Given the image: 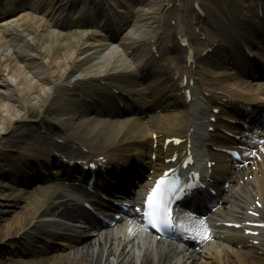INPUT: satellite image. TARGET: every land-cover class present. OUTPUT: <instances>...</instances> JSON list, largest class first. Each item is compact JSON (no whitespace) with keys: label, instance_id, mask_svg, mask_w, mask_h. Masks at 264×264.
<instances>
[{"label":"bare ground","instance_id":"bare-ground-1","mask_svg":"<svg viewBox=\"0 0 264 264\" xmlns=\"http://www.w3.org/2000/svg\"><path fill=\"white\" fill-rule=\"evenodd\" d=\"M13 1L15 0L10 1V4L7 8L0 6V14L2 17H5L10 13V11L13 10ZM59 3V0H50L49 3L38 1L35 3V8H43L46 10V12L44 11L46 16L44 20L41 18L27 16L23 20V24L16 25V21H12L13 25L6 24V27L0 30V151H2L1 149H6L7 146H10V142L12 140L14 143L18 142V140L21 141L20 139H22L23 136H27L25 142L28 141L32 146L37 147L45 144V142L42 143L41 139L36 135L29 134L31 133L29 126H18L17 122L21 123L20 120L26 117L25 112L27 111L29 104L21 110L12 109V107L9 105V102H11L12 99L13 101L19 103L26 98L31 99L30 101L36 100L35 98L42 99L44 95V101H39V103L37 101V103L38 106L40 103L45 105L46 101L51 102L56 94L62 92L59 86H62L65 82H62L61 79L66 78L71 74H73V79H83L90 81L91 79L89 76H95L97 74L105 75L106 73H110L111 70L113 75H119V73L122 71H127L130 68V66H127V63L123 61V58L119 54L120 50L116 46L106 45V39L101 38L99 40H95L93 42L95 45L88 44L87 42L90 40V38L95 37L96 33L102 32V27L104 28L107 26L106 21L108 20V16L114 24H117V26H112L113 28H108V32L114 35L121 31V18L118 23V21L114 19V10L111 9V11H109L110 9L106 2L102 4L103 8L99 7L95 9L97 15L103 16L99 21V25L93 21L90 23L83 22L81 23V25H83L82 27L86 26V28L91 32H84V30L78 28L75 33L71 34L65 32L67 28H63V22L57 23L56 18H53V15L59 14V10L61 9V5H59ZM161 3L155 5L153 8L145 10V16L151 12L158 13V8L161 7ZM179 10H184L180 3L176 7V11ZM142 17L144 16L142 15ZM51 24H53L54 27L57 25L55 29H57L58 32L52 30L53 27ZM27 32L33 33V38H30V35H28L26 39L25 34ZM136 36V34H132L131 37L136 38ZM173 36L175 38L178 36L184 37V33L180 31L179 27H176ZM250 39L251 37L236 38L234 47L236 50L234 52L239 53V56L243 55L242 44H246ZM89 46H100L101 49L102 46H106V48L104 50H100L101 52L97 50L94 52L82 51V49L85 47L90 48ZM171 47L182 56L184 63L191 62L192 64H196V58L191 54L192 48L190 45L184 49H179L174 45ZM13 48H17L18 51H12L11 49ZM262 48V54L264 55V45ZM213 51H215L214 48ZM143 57L144 55H141L140 59ZM217 59H220V56L217 57ZM112 60H115V63ZM236 61L237 63L235 66L240 65L238 67L239 73L250 75L251 70L254 71L252 67L246 69L241 65L247 62L244 57L241 58V60ZM147 63L148 61L145 62L143 67H146ZM110 64L113 66L111 68H107L110 66ZM121 67L123 68L121 69ZM27 68H32L38 75V79L37 77H35V79L31 77ZM214 68V64H210L208 67V69L211 71V75L213 74L212 70ZM170 72L172 76L176 75L175 68H172ZM107 77L108 76L106 75L103 79L107 80ZM184 77H186L187 83L193 81L195 90L199 89L201 92V96L197 93L195 95L192 94V98L197 97V100L191 101L189 110H185L186 102L184 97L180 94V92L186 88L183 87ZM174 82L176 85V102L177 105L182 108L169 115L152 117L147 127L146 123L139 120H130L129 122L123 121L121 123L112 122V119L114 118L108 122H106L107 120L104 119H94L93 121H89L86 119V115L88 114L87 110H85L83 107L80 109L69 107L67 104L65 105L66 100H61L59 104L63 105H60V108L58 107L56 111H52L54 112L55 116H57V118L62 113L58 125L62 130L71 132V134L74 135V138L77 136L87 138L91 136V134H94L93 139L96 140V143L108 144L111 142V134L115 136L122 129L126 131V139L141 140L145 137V131L148 132L149 127L156 128V134L162 131H169L171 128L176 132V134L185 140L186 144L190 143L193 146H196L197 144H203L204 142L209 141L208 139H203L202 120L207 109L210 106L216 108L218 100H221V98L217 99L214 97H204L203 93L206 92V89L220 92L221 97H225L227 99L225 106L229 107H237L239 100L250 101L253 99L255 101L264 102V87L253 82L240 80L237 74L229 75L225 78L204 77L199 81H195L193 71L187 69L186 73L180 75L177 80H174ZM135 84H137L136 80H128L125 83L126 87L130 89H132ZM162 85L163 88L168 87V91H171L169 86L165 84ZM64 92L65 91L62 93ZM101 97V93H96L93 95L90 105L93 107L97 106V109H99L97 111L94 110L95 113L105 117L116 116L118 113H120L118 109H114L115 107L111 101L106 103L104 108L99 107L98 102L104 101L107 98V96L103 97L102 99ZM94 98L96 101L93 100ZM198 99L205 103V107L199 103ZM97 100L99 101L97 102ZM18 108H20V106H18ZM28 112L30 111H27V117H29ZM106 123H109L108 126L105 125ZM224 125L226 126L228 124L225 123ZM98 126H104V128L102 129V133L98 134L96 138H94L96 135L95 129H97ZM9 131H16L17 133L21 132V136L16 138V132H11V135L8 136V134H10ZM32 136L36 137L33 141H29L28 137ZM173 150L176 149L168 148L167 152H164L161 148L157 151H154V153L157 156V160L161 162V157H170ZM201 163V160H197L196 166L200 170L201 182L206 184L209 183L211 179H213V173L208 172L206 167L204 168L201 166ZM159 165H161V163ZM253 165L256 167L255 170L243 168L238 172V177L232 178V181L238 183L240 179H243V177L252 176V180H247L244 182V185L252 186L259 191L260 195H256L258 196L259 200L263 202L264 207V156L260 162L253 163ZM102 166L107 170L108 162L103 163ZM218 169L222 168L218 167L217 170ZM224 175H227V173L225 172ZM150 177H153V174L150 175ZM127 180L130 182V179ZM124 181L127 183L126 180ZM51 190L54 189L51 188L47 190L44 192V195L39 197L36 194L30 195L28 197L30 208L25 206L27 199L16 197L14 200H18V206L21 208L23 207L24 211H19L13 215H8V219L6 220L8 224L5 227L7 229L6 235H10L12 232L16 233L27 230L31 225H34L39 232L45 233L47 231V223L43 222L41 217L43 215L46 217L48 216L49 212H52L49 203L55 197V195H53L55 192L52 193ZM198 194L203 195V192L200 191ZM60 195L61 192L58 191L56 198L58 199ZM226 195H228V192H226ZM252 199L253 195H249L245 203L239 205L242 210H244L243 212H237L239 213V216H246L247 211L251 210V206L253 205ZM41 200H44L42 202V206H40ZM59 204L65 206L62 203V200H59ZM43 205L44 209L40 211ZM256 212H258V210H256ZM62 217L68 219V221L76 217H81L83 220L86 219L85 212L82 210H68L63 213ZM67 232L68 228L65 227L62 230L61 237L70 240L71 237L66 234ZM1 233H4L3 229H1ZM117 233L119 235V232ZM81 235L82 233H78V237L73 240V243L81 242L82 238L79 237ZM136 242H140V246H137L136 244L132 245L131 249L129 250L131 256H133V248L145 247L146 245L149 248L150 246L148 237H143L141 240H137ZM83 244L89 245L88 243ZM83 244H80V246ZM77 248L78 247L73 250V253L67 255L62 254L58 255L57 257L46 256L44 261H22L18 262L17 264H109V261L115 263L119 260V264H138L132 259V261L126 258L123 259L125 256L124 253L121 254L120 259L117 261L111 251L102 250L98 252V250H92L91 247L88 250H79ZM146 250L144 252V257L148 256V252ZM13 252L20 253L19 250H13ZM44 252V249H41L38 250L36 254H45ZM212 254L214 253L212 252ZM205 256H208V258L210 257L208 254L204 253L198 255V257L202 258ZM159 257L162 258L161 255H159ZM142 264H147V262H143Z\"/></svg>","mask_w":264,"mask_h":264},{"label":"rangeland","instance_id":"rangeland-1","mask_svg":"<svg viewBox=\"0 0 264 264\" xmlns=\"http://www.w3.org/2000/svg\"><path fill=\"white\" fill-rule=\"evenodd\" d=\"M203 2H206L208 5H211V9L214 10L213 11V17L214 18H220V16L217 14L216 11H218V10L222 11L225 6H227V7L229 6L227 0H203ZM222 12H223V14H222L221 17L225 19L226 16L224 14V11H222ZM17 18H19V17H17ZM19 20L20 19H17L16 21H19ZM20 24H21V22H20ZM133 25H135V21L130 23L131 28H132ZM28 35H30L29 36L30 38H33V33H27V36ZM27 36H26V39H27ZM89 49L90 48L85 47V48L82 49V51L83 52L91 51ZM102 50H104V49H102ZM72 76H73V74H72ZM72 76L69 77V78H72ZM36 77L38 79V75H36ZM64 82L66 84H68L67 82H69V80H65ZM55 84H57V83H55ZM66 84H63L62 86H59L61 88V90L63 89L64 85H66ZM35 99L36 100L30 101L31 99L26 98L25 100H22L19 103L13 101V99H12V101L9 102V105L12 107V109H19V110L23 109L25 106H27L29 104V107L27 109V111L28 110L30 111V112H28V116L29 117H27V111H26L25 112L26 113V117L22 118L20 120L21 123L17 122L19 127L27 125L30 128L31 125H33L35 123L37 124V123H41V122H44V121H47V120H53L54 122H56L58 120L52 110L56 111L58 107L60 108V105H63V104H59V102H61V100L64 101V98L62 97L61 93L56 94L54 96V99L51 102L46 101L45 105L40 103L39 106H38L39 101L40 102L44 101V95H43L42 99H38V98H35ZM37 101H38V103H37ZM69 103L71 104V102H66L65 105L66 104L69 105ZM18 106H20V108H18ZM41 108H43V109H41ZM44 110H47L46 113L44 112ZM61 115H62V113H61ZM61 115L58 116L59 119H60ZM33 129H36V128L33 127ZM30 131H31V133H29V134L39 135V134H37V133H39L38 131L33 132L32 129H30ZM11 132L14 133L16 131H9L10 134H8V136L11 135ZM20 136H21V132H18L16 134V138H19ZM30 138H32V137H30ZM25 139H27V137L23 136V138L20 139L21 140L20 142L18 140V142H15V143H11V142H14L12 140L10 142V146L6 147L7 149H2L1 156H0V161H2V162H0V164H2L3 162L5 163V161H10V162L13 161V160H11L13 158L12 156L13 155L16 156L17 152L15 151V152H13L11 154H9V152L11 151V149H14V147H16V148L24 147V143H27V142H25ZM14 145H18V146H14ZM2 157H4V158L2 159ZM3 169H7V168H3ZM1 178H3V177L0 176V179ZM2 184H4V183H2ZM0 187L4 188L3 185H1ZM3 191H5V189H2V191L0 192V229L4 230V233L0 235V264H17L18 262H22V261H40V260L44 261V259H45L44 257L43 258L42 257L38 258L37 260H31V259H27V258L19 259V258H15L16 256H14V255H12L10 253L11 250H9L8 248L13 246V245H16V243H15V241L10 242L13 238H10V239L9 238H5V236H8V235H6L7 229L5 227L8 224L7 221H6L8 219V215H10L11 212H15V206L13 204H7V203H10V202H8V200L6 199V196H8L10 194H8V191L7 192H3ZM36 194L39 197V196L44 194V191H42L41 193H36ZM22 211H24V209ZM8 242H10L9 245L7 244ZM6 244L8 246L7 247H3ZM21 245H23V244L21 243ZM7 257H9V258H7Z\"/></svg>","mask_w":264,"mask_h":264},{"label":"snow or ice","instance_id":"snow-or-ice-1","mask_svg":"<svg viewBox=\"0 0 264 264\" xmlns=\"http://www.w3.org/2000/svg\"><path fill=\"white\" fill-rule=\"evenodd\" d=\"M165 191H167V186L163 180H157L156 185L149 191L145 201V206L150 209V212L146 211L145 215L149 217L153 227H160L162 224L164 226L169 225L170 217L163 202Z\"/></svg>","mask_w":264,"mask_h":264}]
</instances>
